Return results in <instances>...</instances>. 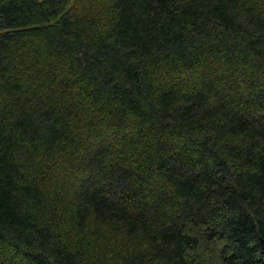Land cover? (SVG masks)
I'll return each mask as SVG.
<instances>
[{"label":"trees","instance_id":"1","mask_svg":"<svg viewBox=\"0 0 264 264\" xmlns=\"http://www.w3.org/2000/svg\"><path fill=\"white\" fill-rule=\"evenodd\" d=\"M0 264H264V0H0Z\"/></svg>","mask_w":264,"mask_h":264}]
</instances>
